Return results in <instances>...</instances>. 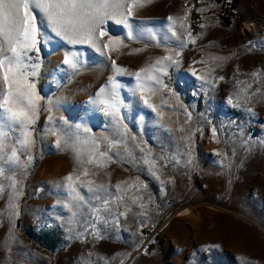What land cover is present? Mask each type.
<instances>
[{"label": "rangeland", "instance_id": "374dc122", "mask_svg": "<svg viewBox=\"0 0 264 264\" xmlns=\"http://www.w3.org/2000/svg\"><path fill=\"white\" fill-rule=\"evenodd\" d=\"M169 16L177 19L181 38L190 31L195 44L181 50L175 40L159 47L126 41L121 54H112L119 66L136 72L170 54L166 49L181 52V63L163 77L179 99L165 90L152 100L164 113L160 123L138 97H130L135 77H117L121 96L131 103L123 110V123L129 137L159 162V178L150 175L138 148L134 161L120 149L106 169L82 177L108 188L100 195L111 201L110 211H102L100 220L92 207L101 201L91 200L81 209L65 207L68 197L59 186L78 166L70 151L55 147L49 129L82 125L98 137L113 135L110 118L88 104L113 75L111 61L88 45L72 46L55 37L44 45L42 39L37 89L43 99L33 125V160L17 173L18 216L10 215L11 190L0 194V264H264V0H152L132 22L134 28L141 24L161 34ZM107 27L112 35L126 33L111 21ZM48 35L45 31L44 38ZM134 48L145 50L129 54ZM69 50L83 61L75 75L58 70L67 68L61 62ZM256 72L258 77L252 75ZM201 75L213 84L197 79ZM237 81L245 83L238 86ZM246 85H251L248 102L241 99L234 106V94ZM26 158L21 155L22 161ZM137 178L147 187L117 192L115 185ZM82 194L91 195L86 189ZM118 195L124 200H116ZM133 195L142 199L132 203ZM94 231L103 238H95Z\"/></svg>", "mask_w": 264, "mask_h": 264}, {"label": "snow or ice", "instance_id": "6c2138e0", "mask_svg": "<svg viewBox=\"0 0 264 264\" xmlns=\"http://www.w3.org/2000/svg\"><path fill=\"white\" fill-rule=\"evenodd\" d=\"M152 3V0H0V194L7 189L11 190L9 197L10 215H19L16 199L22 195L18 189L20 181L17 173L26 170L33 160L31 150L35 144L34 128L41 109L43 97L37 89V82L41 69V46L54 42V37L68 45H88L99 53L106 61H111L113 75L108 82L101 86L88 104L94 106L106 117L110 118L113 128L112 136H96L92 129L87 126L77 125L73 128L49 129V132L56 137L55 147L63 151H70L78 166L72 173L64 177L65 183L60 185L67 194L68 202L65 207L69 209H81L90 205L91 200L101 201L99 205L92 207V213L97 220L101 219L102 211H110L111 201L102 199L100 193H107L108 188L103 183H97L94 179H82V177L96 176L97 170L106 169L113 162L114 156L124 155L136 160L135 149L144 153L139 159L147 166L150 175L158 177V161L152 158L150 152L135 143L136 137H129V129L123 123L125 116L123 110L129 109L131 103H125L121 96V83L118 76L124 74L134 76L135 87L129 89L130 97H138L143 106L151 109L157 117L163 119L164 113L161 108L152 102L156 96H163L165 90L177 100L178 93L164 83L163 77L168 75V68L181 63L180 51L171 54V49H166L170 54L158 56L154 61L140 68L139 71L129 72L127 68L121 67L112 58L113 53L121 54L123 49L128 47L126 41H148L154 42L156 47L161 42L175 40L182 50L189 43L195 44L196 37L190 31H186L187 39H182L177 31V19L169 16L167 18L166 31L162 28L161 34L157 30L137 24L134 28L133 19L139 9ZM186 19V17H184ZM122 26L126 29L124 35H112L108 30L109 22ZM180 28L184 25L181 23ZM45 31L50 35L45 37ZM170 34V35H169ZM107 38V39H104ZM143 48H134L129 54L143 52ZM35 53V55H32ZM214 59H221L216 57ZM62 65L70 70L72 75L80 71L83 61L77 51L69 50L64 52ZM205 63V61H200ZM195 76V69L192 70ZM254 77L259 72L252 74ZM204 84L212 85L213 80L206 76H198ZM222 80L223 77H220ZM237 81V85L244 84ZM179 85V81H178ZM251 85L238 87L234 94L239 101L243 99L247 103V90ZM228 102L232 103L230 97ZM167 104V101H162ZM51 104V101H49ZM50 110V109H49ZM252 112V109H247ZM189 118L191 113H188ZM53 121V117H48ZM142 119V117H141ZM67 124V121H64ZM129 140L132 144H129ZM26 154V160H21V155ZM189 163H191V153ZM10 173V174H8ZM7 181V184L4 183ZM142 185L139 178L134 181H122L115 185L117 192L127 194L131 189L137 191ZM86 189L91 194L88 199L82 194ZM132 203L142 198L133 195L130 197ZM116 200H124V195L116 196ZM141 207H144L141 204ZM76 213L73 212V216ZM127 215V212L120 213ZM82 235V234H81ZM92 235L102 239L99 231ZM11 239H15L13 235Z\"/></svg>", "mask_w": 264, "mask_h": 264}, {"label": "bare ground", "instance_id": "6f19581e", "mask_svg": "<svg viewBox=\"0 0 264 264\" xmlns=\"http://www.w3.org/2000/svg\"><path fill=\"white\" fill-rule=\"evenodd\" d=\"M185 214H188V210H185ZM3 231V230H2ZM4 233H6V230H4ZM7 234V233H6Z\"/></svg>", "mask_w": 264, "mask_h": 264}, {"label": "trees", "instance_id": "16d2710c", "mask_svg": "<svg viewBox=\"0 0 264 264\" xmlns=\"http://www.w3.org/2000/svg\"><path fill=\"white\" fill-rule=\"evenodd\" d=\"M228 20V19H227Z\"/></svg>", "mask_w": 264, "mask_h": 264}]
</instances>
